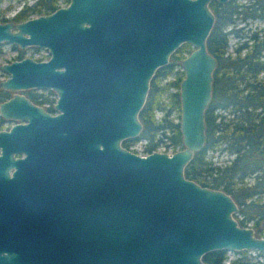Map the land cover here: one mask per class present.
I'll use <instances>...</instances> for the list:
<instances>
[{"label":"water","instance_id":"obj_1","mask_svg":"<svg viewBox=\"0 0 264 264\" xmlns=\"http://www.w3.org/2000/svg\"><path fill=\"white\" fill-rule=\"evenodd\" d=\"M209 1L69 0L0 22V43L48 52L1 63L0 88L56 94L52 114L20 93L0 101V116L17 120L0 130V164L14 166L21 182L7 190L0 169V264H207L201 256L213 249L264 253V233L237 224L229 194L183 175L204 143L211 98ZM184 42L182 147H123L141 129L155 69Z\"/></svg>","mask_w":264,"mask_h":264},{"label":"trees","instance_id":"obj_2","mask_svg":"<svg viewBox=\"0 0 264 264\" xmlns=\"http://www.w3.org/2000/svg\"><path fill=\"white\" fill-rule=\"evenodd\" d=\"M69 0H32L24 1L20 8L10 17L3 16L0 8V21L24 20L38 14H46L58 7L59 2ZM1 2V0H0ZM208 7L213 13L214 20L206 37L207 50L216 60L212 72L211 98L204 110V143L192 154L183 168V175L201 186L220 189L229 194L237 204L233 214L237 224L245 226L251 221L255 236H262L264 228V84L249 87L248 91H232L229 80V55L226 52V32L223 29L232 24L235 15L259 17L264 19V0H249L248 3L237 4L233 0L218 3L210 0ZM235 14V15H234ZM242 27L228 28L231 37ZM253 36V38H252ZM247 37V36H246ZM250 45H246V55L252 58L255 52L262 53L261 67L264 68V32L259 37L249 34ZM15 46L14 44H11ZM188 43H181L173 50L166 64L157 67L151 76L145 100L137 117L141 123L139 133L121 141L125 148L136 140H143L142 150L145 153L155 150L158 146L177 150L182 147L179 132V95L178 84L183 77L179 67L180 60L190 51ZM21 51H18L19 56ZM176 67V68H175ZM250 73V69L244 71ZM169 75L172 80L161 82ZM172 88V89H170ZM9 94L0 89V101ZM229 110H236L235 118H229ZM155 111L160 115L155 117ZM176 120H174V118ZM1 126V125H0ZM220 148L233 157L225 164H212L206 159V151ZM251 177L248 182L246 178ZM239 215V216H238ZM238 216V217H237ZM235 255L227 264H264L261 251L250 255L245 249L234 251ZM226 250L213 249L205 252L201 259L207 264H225Z\"/></svg>","mask_w":264,"mask_h":264},{"label":"flooded vegetation","instance_id":"obj_3","mask_svg":"<svg viewBox=\"0 0 264 264\" xmlns=\"http://www.w3.org/2000/svg\"><path fill=\"white\" fill-rule=\"evenodd\" d=\"M237 15L240 16L237 18L242 19V22H241L242 24L244 23L245 19L258 20V21L261 20L259 17L242 16L240 13H238ZM237 15H235V17ZM235 17H234L233 21L235 20ZM242 24H239L236 26V27L240 26L242 28L239 29L238 31L234 32V34H236L237 36L233 38V40H234L233 41V47L229 49V52L228 51L224 52V55H229V80L231 83V85H230L231 90L234 92L236 90V91H241L242 93H245L246 91H248V88L251 86L255 87V86H260V85L264 84V78L262 76L264 68L261 67V65H262L261 59L263 57L262 53L255 52L251 56L252 58L244 57L246 55V49L247 48H246L245 43L243 42L242 39L244 37H246L247 30H243L244 24L243 25ZM250 34H257L260 37L262 35V27H258V29L250 30ZM252 38H253V36H252ZM13 47L17 48L18 46L15 45ZM33 47L36 48L38 46H33ZM27 48H30V47L26 46L25 48H22V49L18 47V51L19 50L21 51L20 52L21 55L19 56V54L17 52V54L15 55L13 60L25 57L24 52L26 51ZM28 57H31V56H28ZM47 57H48V55H47ZM46 58H33V59L43 60ZM215 65H216V62H215ZM248 69H250V73H244V71H247ZM0 89H2V88H0ZM2 91L9 94L5 99L10 97L13 93H20V94H23L31 103H33L37 106H41L48 113L52 114L55 112V110L53 108V104H54L55 99H56V94L50 88H27V89H23L21 91L20 90L11 91V90H7V89H2ZM48 93L54 95V97L48 98L45 95ZM236 112H237L236 110H229V118H235ZM16 122H17V120L9 119V118H3L0 116V125H1L0 130L1 129H8L12 124H14ZM0 153H1V149H0ZM22 155H23V152L16 151L13 154V157L18 158ZM232 156H233V154H232ZM1 168H5V171H6L5 172L6 176L3 179V183H4V186L7 190L12 188L15 184L21 183L19 178L17 179V177L14 176V174H13L14 166H10V165L6 166V165L0 164V169ZM17 180H18V182H16Z\"/></svg>","mask_w":264,"mask_h":264},{"label":"rangeland","instance_id":"obj_4","mask_svg":"<svg viewBox=\"0 0 264 264\" xmlns=\"http://www.w3.org/2000/svg\"><path fill=\"white\" fill-rule=\"evenodd\" d=\"M24 1H26L27 3H30L32 0H1L0 8H3V10H4L3 16L4 17H10L13 13H15L16 10H18L20 8L21 4ZM233 2L237 3V4H242V3H248L249 0H233ZM65 4H66L65 2H61V1L58 3L59 6H64ZM237 17H240V16L237 15L235 17V20L232 22V24H230L229 27L226 26L223 29V31L226 32V41H227L226 51H228V52H229V49L233 47V41H234L233 38L231 37V34L228 32V28L230 29L231 27L242 24L241 23L242 19L237 18ZM243 24H244L243 30H247V34H246L247 37L250 34V30L258 29V27H262V32H264V19H262L260 21L245 19ZM247 37H244L242 40L246 42V45H250V39H248ZM33 46L34 45H31V46H29L30 48L26 49V51L24 52L25 56H31L32 58H46L47 57L48 52H47L46 48H44V47L34 48ZM17 52H18V47L15 48L10 43L1 42L0 43V64L4 63V62H8L10 60H13V58L15 57ZM186 54L187 53H185V55ZM263 64H264V59H263ZM177 68L181 69L180 62H179V67H177ZM6 76H7L6 73L0 71V79H3ZM262 76L264 78V70H263ZM172 79H173V76L169 75V76L163 78L161 80V82H164L167 80H172ZM170 89H172V88H170ZM45 95L48 98L54 97V95L49 94V93L45 94ZM159 115H160V112L155 111V117H158ZM173 118H174V120H176L175 117H173ZM142 143H143L142 139L136 140L129 146V149L135 153L144 154L145 152L142 150ZM157 150L158 151H166L167 153H171V152L175 151L172 148H166L165 149L163 146H158ZM205 155H206L205 156L206 159L210 160L212 162V164H219V165L227 163L228 160L233 157L231 153H229L223 149H220V148L207 150ZM246 180L248 182H251L252 178L248 177V178H246ZM250 225H251V221H248V222H246L245 226L251 227ZM248 253L250 255H252V253L250 251H248ZM234 255H235L234 251H231V250L226 251V257L228 260H229V258H232ZM257 259H259V258H257ZM261 259H263V257ZM261 259H259V260H261Z\"/></svg>","mask_w":264,"mask_h":264},{"label":"built area","instance_id":"obj_5","mask_svg":"<svg viewBox=\"0 0 264 264\" xmlns=\"http://www.w3.org/2000/svg\"><path fill=\"white\" fill-rule=\"evenodd\" d=\"M251 253L254 254V251H251ZM257 258L261 259L262 256H258ZM229 259H230V258H229ZM223 262H224V263H228V259H227V258L224 259Z\"/></svg>","mask_w":264,"mask_h":264}]
</instances>
